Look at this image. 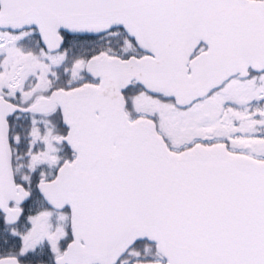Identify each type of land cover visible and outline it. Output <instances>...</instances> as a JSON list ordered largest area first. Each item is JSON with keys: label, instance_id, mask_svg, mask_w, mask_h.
Returning a JSON list of instances; mask_svg holds the SVG:
<instances>
[{"label": "snow or ice", "instance_id": "obj_1", "mask_svg": "<svg viewBox=\"0 0 264 264\" xmlns=\"http://www.w3.org/2000/svg\"><path fill=\"white\" fill-rule=\"evenodd\" d=\"M0 264H264V0H0Z\"/></svg>", "mask_w": 264, "mask_h": 264}]
</instances>
